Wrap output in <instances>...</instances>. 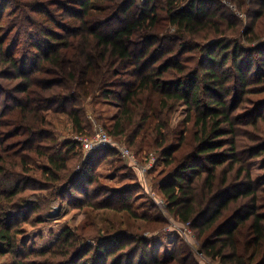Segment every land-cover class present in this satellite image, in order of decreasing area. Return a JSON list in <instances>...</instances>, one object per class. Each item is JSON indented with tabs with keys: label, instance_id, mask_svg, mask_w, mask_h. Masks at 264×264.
<instances>
[{
	"label": "trees",
	"instance_id": "trees-1",
	"mask_svg": "<svg viewBox=\"0 0 264 264\" xmlns=\"http://www.w3.org/2000/svg\"><path fill=\"white\" fill-rule=\"evenodd\" d=\"M99 1L103 0H10L16 8L7 31H16L28 50L18 63L12 48H5V31L0 34V68L7 78L19 79L15 87L22 95L2 104L10 105L8 111L0 101V170L10 151L4 143L22 129L4 130L15 110L21 113L22 125L82 133L83 102L117 100L108 133L125 137L129 146H141L155 137L153 148H160L165 164L174 169L161 184V192L177 219L190 222L196 231L200 251L218 264H264V213L256 206L259 190L243 167L234 139L245 117L238 112L243 101L240 92L252 87L253 93L264 92V29L260 28L264 0H228L235 9L223 0H145L140 6L134 0H105L108 4L103 6ZM8 3L0 0V32L5 14L13 10H8ZM111 4L114 9L105 17L91 13L109 11ZM168 26L174 31H167ZM38 73L47 78L32 87ZM178 103L186 106L185 127L191 122L195 129L194 147L180 158L175 152L184 136L163 130L168 127L163 114ZM262 111L264 100L253 102L251 125ZM49 128L42 132L38 128L46 140L53 134ZM64 147V153H45L44 175L55 183L44 189L60 190L66 199H75L77 192L87 195L89 184L96 180L94 165L109 152L92 149L79 161V170L69 172L65 155L70 148ZM262 152L264 143L253 147V156ZM224 163L229 170L238 165L235 176L241 180L216 186ZM201 176L203 186L198 189L195 178ZM10 182L6 179L2 184ZM18 186L12 181L9 197L21 192ZM119 195L113 190L111 196L82 204L130 211ZM14 221L12 214L0 209V244L14 257L12 264H27L28 256L17 251ZM59 237V246H67L58 264H201L186 247L159 255L149 248L148 237L124 232L98 235L92 243L80 244L70 240L66 231Z\"/></svg>",
	"mask_w": 264,
	"mask_h": 264
},
{
	"label": "rangeland",
	"instance_id": "rangeland-1",
	"mask_svg": "<svg viewBox=\"0 0 264 264\" xmlns=\"http://www.w3.org/2000/svg\"><path fill=\"white\" fill-rule=\"evenodd\" d=\"M134 1L140 6L145 0ZM105 3L107 5L108 1H99L98 4L103 6ZM182 3L183 1L180 2V4ZM7 6L8 10H13L9 13L11 15L5 14L3 19L5 26L2 27L0 34L4 35L5 31V48H12V56H16L20 63V59L24 57L28 48L25 47L26 43L22 42L23 38L17 39L16 31H7L10 26H13V24H9L13 23L14 13L12 12L15 11L16 3L9 0ZM113 9V4H111L109 11L106 9L100 13V11L92 10L91 13L96 18L100 16L102 18L109 15ZM165 24L168 23L165 22ZM167 28V31H174V27L168 26ZM260 28L264 29V26ZM0 70L1 108L8 111L10 105L2 106V104H11L12 98L22 96L15 87L19 79L7 78L4 71L1 68ZM46 78L44 73H38L33 77L32 87H38V84L42 85V81ZM242 92L240 95L243 96V101L238 112L245 114V117L235 132V148L242 156L243 167L249 169L254 187L259 190L256 206L259 212L264 213V152L253 156V147L264 143V114L257 118L252 125L249 123L250 117L255 116L254 113L250 115L253 102L264 100V92L253 93V87L247 93ZM82 108L86 126L82 133L57 130L49 128V125L39 127L29 124L22 125L20 123L21 113L18 110L10 113L13 121H6L7 125L4 126V130H8L9 133L15 132L16 129L18 130V126H22L20 135L10 136L4 143V149L10 151L6 153V159H4L3 167L0 170V209L12 214L13 220H15L14 227L18 230L15 235L17 251L21 255L25 253V256H28L24 259L25 262L27 264H58L63 258L61 252H66L67 246H59V236L66 231L72 236L70 240H75L78 244L83 241L92 243L96 236L98 238V235H109L115 232H124L137 238L145 236L148 237L149 248L156 250L159 255L161 252L170 253L177 246L186 247L193 254V258L196 257L195 259L201 264H218L216 260H211L200 251L199 242L201 239L197 237V233L191 228V225L177 219L167 206L168 201L163 196L160 187L166 176L171 174L174 169L165 164L160 148H153L152 142L155 137L146 139V143L141 146H129L125 137L116 138L109 134L112 118L118 111L117 100L107 101L96 98L90 102V98H88L83 102ZM163 115H166L163 122H166L168 126L163 130L170 129L176 135L184 136L181 149L175 152L176 158H180L194 147L193 132L195 129H192L191 122L186 127L182 122L186 115V106L178 103L171 111H165ZM38 128H42L41 132L46 130L45 128L53 131L49 137L50 140H46L43 137L44 133H41ZM96 130H103L108 134L110 143L98 148L109 153L100 163L94 165L93 172L97 174L96 180L89 184L87 195L77 192L75 199L70 197L66 199V194L63 195L60 190L44 189L47 185L55 183L48 181L44 175L45 153L56 154L58 152L56 150L64 153L66 150L64 144H67V148L70 149L65 156L68 159L69 172L79 170V161L90 152V150L84 149L80 139L92 138ZM30 135L33 136L30 137ZM156 138L157 141L161 140V137L156 136ZM50 148L53 149L50 150ZM2 149H0V153ZM121 149L132 154L133 157H125ZM237 168L238 165L229 170L228 164L221 165L215 179L216 186H223L224 182H226L225 184L239 182L241 178L237 180V176H235ZM6 179L11 182L8 185H3L2 181ZM14 180L22 190L17 196L9 197L8 190ZM203 180V176L199 179L195 178L196 188H202ZM113 190L116 193L120 192L119 196L130 205V211L82 204L87 200H100L111 196ZM20 211H22L21 214H19ZM230 211L231 208L225 211L224 216L229 215ZM127 246L130 248L132 245L128 244ZM5 248L0 244V250H3L0 253V264H12L14 257Z\"/></svg>",
	"mask_w": 264,
	"mask_h": 264
},
{
	"label": "built area",
	"instance_id": "built-area-1",
	"mask_svg": "<svg viewBox=\"0 0 264 264\" xmlns=\"http://www.w3.org/2000/svg\"><path fill=\"white\" fill-rule=\"evenodd\" d=\"M223 2L228 4L231 8L235 9V6L233 4H231L229 1L223 0ZM80 141L82 142L83 147L86 151L92 150V149H95L98 147H102V146H105V145L110 143L108 134L103 130H96L95 134L92 136V138H90V139L82 138V139H80ZM121 151L125 157H127V158L133 157L132 154H128L122 149H121ZM189 224H190V222H187V225H189Z\"/></svg>",
	"mask_w": 264,
	"mask_h": 264
}]
</instances>
